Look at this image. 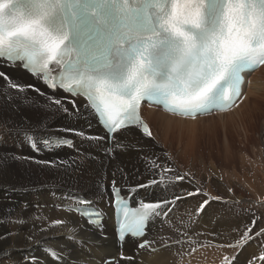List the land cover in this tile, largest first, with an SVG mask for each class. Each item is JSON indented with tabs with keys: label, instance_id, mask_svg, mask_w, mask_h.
<instances>
[{
	"label": "snow or ice",
	"instance_id": "snow-or-ice-1",
	"mask_svg": "<svg viewBox=\"0 0 264 264\" xmlns=\"http://www.w3.org/2000/svg\"><path fill=\"white\" fill-rule=\"evenodd\" d=\"M0 64L7 67L19 64L53 92L83 97L85 107L105 127L107 139L86 137L76 129L64 131L108 144L103 155L113 158L117 150L125 147L116 140V134L122 130L134 126L146 137H152L149 125L141 116L142 102L155 103L166 112L193 118L235 104L241 96L243 74L264 66V0H0ZM0 79L4 81L6 100L12 99L9 89L17 95L34 90L48 101L43 106L46 111L69 113L68 103L73 109L78 108L75 99L49 96L35 85L21 84L3 71ZM50 119L41 117L34 131L47 132ZM24 137L35 152L61 145L75 148L74 141L64 137L37 138L29 132ZM12 158L34 159L16 155ZM89 158L99 160L91 154ZM38 163L71 166L66 160ZM150 163L152 174L159 179L123 188L118 186L114 172L110 185L97 181L98 197L88 199L73 193L70 202L61 207L80 214L90 226L102 228L103 212L97 204L105 198L107 190L111 193L107 203L119 215V239L124 240L126 234L143 237L150 221L161 216L166 219L178 201L203 194L196 189L186 195L173 194L171 199L140 198L136 199L137 206H130V199L140 190L166 181L183 182L186 178L181 174L166 176L174 170L155 159ZM118 171L127 179L123 169ZM124 191L129 193L128 197L122 195ZM208 203L209 200H204L197 213L203 212ZM65 223L59 219L51 222L52 226ZM180 223L187 227L186 222ZM255 224L253 219L240 239L221 247L243 248L255 237L264 235V229L251 234ZM77 230L68 229L70 233ZM174 232L181 237L187 235L178 228ZM11 235L7 233L0 239L7 240ZM27 238L32 241L33 235ZM67 238L74 240L73 236ZM185 242L182 238L168 237L162 246H182ZM152 243L155 242L144 240L138 247H151ZM36 244L41 242L37 240ZM12 250L0 248V259L10 258ZM46 253L58 261L63 259L53 247H48ZM259 259L264 262V252ZM234 260L235 256L231 260L226 256L224 264H234ZM23 264L46 262L32 256L25 257Z\"/></svg>",
	"mask_w": 264,
	"mask_h": 264
},
{
	"label": "bare ground",
	"instance_id": "bare-ground-1",
	"mask_svg": "<svg viewBox=\"0 0 264 264\" xmlns=\"http://www.w3.org/2000/svg\"><path fill=\"white\" fill-rule=\"evenodd\" d=\"M0 71L5 72L10 78L17 80L21 84L35 85L36 88H39L49 96L67 97L60 91L52 92L47 90L39 79L32 78L17 68L12 69L0 64ZM247 77L244 85V94L247 95L245 100L234 106L232 111L215 114V116L228 115L229 118L237 116L243 118L241 119L243 121L245 120L244 118L250 116L249 114L252 112L250 109L253 108V105L258 104L257 102H264V66H260L258 70ZM4 88V81L0 79V135L3 137V140L0 141V237L7 233H12V235L7 240L0 239V248L14 250L11 251L10 258L0 259V264H23L25 257L30 258L32 256L45 261L46 264H101L105 257L118 256L120 254L123 258H117L114 264H195V261L198 262L196 264H217L218 260H215L217 246L221 247L219 245L235 243L236 240L240 239L243 231L252 225L253 219L251 217L253 216L240 209L237 202L255 198L264 204L263 115L262 121L259 120V131H256L263 144V151H260V154L257 153L256 157L253 156L255 158L252 160L253 158L246 156L247 154L245 155L232 149L231 156L234 158L232 161L236 160L239 162L240 172L227 177L225 180L227 186L214 179L212 183L210 182L206 186V190H201L198 185H192L191 180V182L188 181L186 183L185 179L183 182L174 181L153 186L147 190H140L136 194L137 199L152 197L150 200H153L167 195L165 198L171 199L173 194L186 195L189 191L186 188H197L203 191V194L198 195L196 199L201 201L209 200V203L203 212L197 213V208L188 205L189 202H194L193 196L178 201L166 219L161 216L151 221L152 226L149 235L145 237L150 242H155L151 244V247L135 251L132 242H129L119 251L113 230L106 222L103 232L95 233L81 222L79 217L64 210L61 206L70 202V196L73 193L86 195L88 192L87 197L83 195L88 199L98 197L97 181L110 185L114 172L115 179H118L117 175H120L123 179L122 183L125 185H135L150 179H159L158 175L152 176L153 174L150 170V162L153 159L173 169L174 171L166 173V176L174 177L179 174V169L176 171L169 162L171 148L167 158V155L161 149L149 144V139L140 136L137 133V129L132 128L116 134V140L125 147L114 153L113 161L103 155V150L108 147V144L85 139L74 134L75 148L73 149L52 148L51 150L43 149L35 152L26 142L25 132H29V134H33L37 138L47 136L60 137L58 136L59 132L64 131V129H76L84 133L86 137H92L91 134L93 132H101V130L95 125L88 109L86 107L83 109L84 102L80 98L76 99L77 109H73L72 105L68 103L66 106L69 108V113L52 112L44 109L43 106L48 104V101L34 90H27L25 93L17 95L15 90L9 89L8 95L12 99L6 100L3 96ZM67 99L69 101L73 100L69 97ZM260 103L259 105H261ZM51 107L55 108L56 106L52 105ZM255 108L259 107L255 106ZM262 108V112H264V107ZM262 112H260L261 115ZM44 116L51 118L48 120V131L32 130L31 127H35L36 121ZM144 116L152 124V136L154 138L160 136L157 132V129L160 128L161 139L167 145L171 144V136L175 129L180 128L179 125L194 128L198 121L202 119L186 120L168 115L159 110L147 108L144 109ZM207 117L209 118L210 116ZM228 117L226 119L230 120ZM206 121L208 122L205 119V123ZM229 123L231 125V122ZM186 127L184 128L185 130ZM240 127L243 128L242 126ZM256 132L254 133L256 134ZM191 139L192 136L186 134L185 140L182 139V141L186 142L187 140L189 145L185 146L186 151L183 154H175V159L183 163L181 172H186L188 169L199 174L198 169L195 170V168L200 164L191 162L187 158L186 152L191 146ZM2 145H18L20 147L18 150L5 148ZM137 149H142V151ZM89 154L99 157V160L90 159ZM12 155L33 157L34 159L17 160L13 159ZM55 155H58L62 161H69L71 166L50 167L38 163V161H52L47 156L54 159L53 156ZM145 157L148 159H144ZM55 160L60 161L58 158H55ZM73 161H75V164H72ZM138 164L142 166V170H140V176L134 178L132 165L137 168ZM118 169H123L124 173L127 174V179ZM160 187L162 188L159 189ZM228 187L233 191V195L225 194L226 197H223L218 194L227 192L226 188ZM108 196L109 192L106 190L105 198L100 200L97 207L104 211H109ZM215 197L220 199H210ZM33 202H39L40 204L38 207H34ZM178 204L182 208H177L176 205ZM200 204V202L194 203L198 207ZM57 219L65 220L66 223L52 226L51 222ZM180 221L186 222L187 227L182 226ZM71 228L78 230L70 233L68 229ZM177 228L181 233L186 231L187 235L181 237L174 233V229ZM263 228L264 220L256 218L253 232H259ZM41 229H45V231H41ZM30 234L33 235L32 241L27 238ZM68 236H73L74 240L68 239ZM46 237L48 239H45ZM168 237L173 239L182 238L186 242L182 246H163L159 251L149 252V248L164 245ZM188 237H191V241L188 240ZM37 240L41 244H36ZM167 243L171 245V241H167ZM48 247H53L59 251L63 259L58 261L49 257L46 253ZM238 249L241 251V253L239 252L240 255L243 254L245 256L244 260L249 258L252 264H264L259 259L261 252H264V235L255 237L251 241V245L246 244L245 247ZM126 257H132V259H125ZM222 257L223 255L220 258ZM253 257H256V259L253 260ZM242 263L245 262L243 261Z\"/></svg>",
	"mask_w": 264,
	"mask_h": 264
},
{
	"label": "rangeland",
	"instance_id": "rangeland-1",
	"mask_svg": "<svg viewBox=\"0 0 264 264\" xmlns=\"http://www.w3.org/2000/svg\"><path fill=\"white\" fill-rule=\"evenodd\" d=\"M257 103L258 104L253 105V108L250 109L252 111L249 114L250 116H248L249 118L251 117L250 120H248L249 118L247 117V118H244L245 119V120H243L244 122L241 120L243 118H241V117L239 118L237 116H231L229 118L228 115H223L224 117L223 116L219 117V116H215V115L214 116L210 115L209 118L206 116L205 118H202L201 120H199L198 123L196 124V127H194V128H188L186 126H180L179 125L180 128L175 129L174 133L171 136V144L167 145V144L163 143V140L161 139V132L159 131L160 128L157 129V132L160 135V136L156 137L157 139L156 138H154V139L147 138V139H149V144H153V146H156L158 149H161V151H163L167 155V158H168V153H170L169 149L171 148L172 151L170 153L171 157H169V162L175 168L176 171L179 169L178 170L179 174L185 175V177L188 178V179L185 178L186 183H188V181L189 182L192 181V183H193L192 185H198L201 190H206V186L209 185L210 182L212 183V181L215 179L219 183H223L224 185L227 186V183L225 181L227 179V177L231 174L240 172L239 165H238L239 162L236 160L232 161V159H234L233 156H231L232 149L235 151H239L240 153H243L245 155L247 154L246 156L250 157L251 159L253 158L252 160H254V158L257 156V153L260 154L261 153L260 151H263V144L261 143L260 137H259L257 132L259 131V124H260L259 120H261V118H263V115H264V112H262V109H263L262 107H264V102H261V103L257 102ZM259 103L261 105H259ZM255 106L256 107L258 106L259 108L256 109ZM257 110L258 111L261 110V111H259V114H258ZM260 112H262V115L260 114ZM258 116H261V117L258 118ZM213 117H215V118H213ZM226 117H228V119H230V120H231V118H233L234 121L233 120H231V121L227 120ZM237 118H238V120H237ZM205 119L208 120V122L206 121V123H205ZM235 119H236L237 123L235 122ZM252 119H253V121H252ZM240 120H241V122H240ZM229 122H231V125ZM202 123H205V124H202ZM250 124L251 125L253 124V125L251 126ZM240 126H242L243 128H241ZM185 127H186V130L184 129ZM31 128H32V130L34 129V127H31ZM187 129H191V130H187ZM188 131H190L191 133ZM254 132H256V134ZM56 133H58V132H56ZM186 134H189L192 136V139L190 140L191 146L189 149H187V152H186L187 158H188V160L190 159L189 161H191V162L200 164L199 166H196V168H195V170L198 169L199 174L198 173L196 174L195 170H193L195 172H192L188 169L186 172H181L182 171L181 165H183V163H180L175 159L176 158L175 154H177V153L183 154L184 151H186L185 146L189 145V144H187V140H186V142L182 141V139L185 140ZM56 135H58V134H56ZM91 135H92V137H100V135L104 136L101 132H93ZM58 136H60V137L61 136H68V137L71 136L73 138L74 135L70 134V133H66L65 131H60ZM73 139L75 140V138H73ZM1 140H3V137H1V135H0V141ZM258 142H260V143H258ZM228 145H230V146H228ZM2 147L14 148V149L19 150L20 146H18V145H12V146L2 145ZM253 156H255V157H253ZM47 158H49V160H52V161H56L55 158H58L60 161H62V159L60 157H58V155L53 156L54 159H52L49 156H47ZM139 164H141V163H139ZM139 164L137 165V168H134L135 166L132 165V168L134 171L133 172L134 178L140 176V173H141L140 170H142V166H140ZM177 165L180 166L181 168L178 167ZM152 176H155V175H152ZM117 177H118V179H119V177L122 179V177L120 175H117ZM127 183H129V182H127ZM165 183L168 184L167 181ZM161 188L162 187H160L159 189H161ZM175 188L177 189V187H175ZM196 189L186 188L187 191L189 190L188 192H195ZM226 189H227V192L225 191L224 193H218V194L223 196V197H226L225 194L233 195V191H229V189H231V188L228 187ZM201 193H203V191H201ZM83 195H85V194H83ZM86 195H88V192ZM198 195H202V194H198ZM198 195L193 196V199H195V200H194V202H189L188 203L189 206L198 208V206H195L194 203H196V202L202 203L203 202L200 199H196V197ZM167 196H163V198H165ZM39 204H40L39 202H35V203L33 202L34 207H38ZM237 204L240 207V209L245 210L247 213H249V214H251V216H253V217H251V219L257 218V219L264 220V204L262 203V201H259L258 199H255V198H250L247 200L238 201ZM27 205H30V204H27ZM176 206H177V208L178 207L182 208V206L179 204ZM174 233H176V232H174ZM252 234H254V232ZM251 241H249L247 243V245H251ZM219 246H221V245H219ZM245 246H243V247H245ZM224 247H225V249H224ZM224 247H218L217 246V248H216V255H215L216 259L215 260L216 261L218 260L217 264H224L223 258L226 256L230 257L229 258L230 260L235 256V260L236 259L237 260L236 261L234 260V264H245L246 262L248 264V261H250L249 258L244 260L245 256H243V254L240 255V253H241L240 249H238L236 247H233V248L231 247L232 249L230 247H227V246H224ZM219 251H220V255H219ZM224 252L225 253L227 252L226 253L227 255ZM222 255H223V257L220 258ZM222 259H223V261H222ZM243 261L245 263H242ZM196 263H198V262L195 261V264Z\"/></svg>",
	"mask_w": 264,
	"mask_h": 264
}]
</instances>
